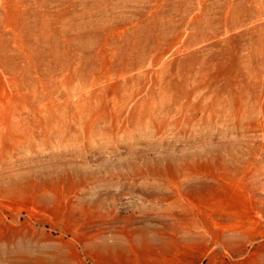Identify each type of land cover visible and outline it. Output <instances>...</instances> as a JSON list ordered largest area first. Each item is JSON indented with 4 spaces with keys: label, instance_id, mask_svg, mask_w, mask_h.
<instances>
[{
    "label": "rangeland",
    "instance_id": "obj_1",
    "mask_svg": "<svg viewBox=\"0 0 264 264\" xmlns=\"http://www.w3.org/2000/svg\"><path fill=\"white\" fill-rule=\"evenodd\" d=\"M0 264H264V0H0Z\"/></svg>",
    "mask_w": 264,
    "mask_h": 264
}]
</instances>
